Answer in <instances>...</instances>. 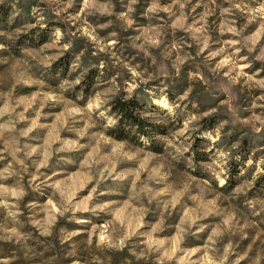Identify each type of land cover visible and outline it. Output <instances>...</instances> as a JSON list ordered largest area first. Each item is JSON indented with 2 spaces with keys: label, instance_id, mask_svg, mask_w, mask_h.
<instances>
[{
  "label": "rangeland",
  "instance_id": "obj_1",
  "mask_svg": "<svg viewBox=\"0 0 264 264\" xmlns=\"http://www.w3.org/2000/svg\"><path fill=\"white\" fill-rule=\"evenodd\" d=\"M0 264H264V0H0Z\"/></svg>",
  "mask_w": 264,
  "mask_h": 264
},
{
  "label": "trees",
  "instance_id": "obj_2",
  "mask_svg": "<svg viewBox=\"0 0 264 264\" xmlns=\"http://www.w3.org/2000/svg\"><path fill=\"white\" fill-rule=\"evenodd\" d=\"M137 101L134 98L127 100L116 98L112 102L111 111L117 120L115 136L113 137L118 140L136 142L145 138L151 141L155 133V127L137 115Z\"/></svg>",
  "mask_w": 264,
  "mask_h": 264
}]
</instances>
